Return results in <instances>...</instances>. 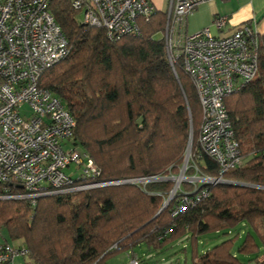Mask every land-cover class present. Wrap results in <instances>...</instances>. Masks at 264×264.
<instances>
[{"label":"trees","instance_id":"1","mask_svg":"<svg viewBox=\"0 0 264 264\" xmlns=\"http://www.w3.org/2000/svg\"><path fill=\"white\" fill-rule=\"evenodd\" d=\"M49 9L70 54L44 71L40 84L75 118L71 143L94 159L98 180L161 175L170 166L167 174H178L191 139L201 171L218 174L216 161L200 150L203 115L193 80L183 61L170 63L165 39L155 38L165 28L164 9L140 20V34L114 38L104 27L82 22L71 0H51ZM225 104L243 164L225 174L230 183L210 185L208 195L185 213L173 215L176 200L162 207L171 181L56 193L35 205L1 198L5 188L22 190L0 183V229L22 240L29 250L26 264H104L110 255L135 253L142 244L162 252L183 240L181 251L191 264H245L235 249L264 264V34L256 77ZM210 232L228 237L202 250L199 240Z\"/></svg>","mask_w":264,"mask_h":264},{"label":"built area","instance_id":"2","mask_svg":"<svg viewBox=\"0 0 264 264\" xmlns=\"http://www.w3.org/2000/svg\"><path fill=\"white\" fill-rule=\"evenodd\" d=\"M50 1L0 0V183L22 190L14 193L5 188L1 198L28 199L35 205L39 198L68 191L120 183L145 187L143 178L98 180L101 170L94 159L71 143L75 118L60 98L40 84L44 71L70 54L68 40L49 9ZM211 1L216 0H167L164 8L168 59L172 65L183 61L193 80L203 115L200 150L218 165L216 176L202 172L190 140L179 173L158 178L174 183L164 204L177 201L173 215L195 206L208 195L210 185L228 183L225 174L244 161L225 99L256 77L259 33L251 21L224 33L227 16L214 18L218 35L210 27L189 33V16ZM71 2L83 13L85 24L104 27L111 38L140 34V20H149L158 7L153 0ZM24 104L31 114L23 112ZM72 165L79 176L68 174ZM28 253L24 246L0 244V264H21L16 259ZM129 256L130 264H141L137 254Z\"/></svg>","mask_w":264,"mask_h":264},{"label":"rangeland","instance_id":"3","mask_svg":"<svg viewBox=\"0 0 264 264\" xmlns=\"http://www.w3.org/2000/svg\"><path fill=\"white\" fill-rule=\"evenodd\" d=\"M156 2L163 7L166 6V0H156ZM81 21L83 22V13H81ZM212 26H213V23H212ZM202 29H204V28H200L197 30H191L190 29V32L196 33V32L201 31ZM163 37H164V30L155 36V38H163ZM22 110H23V112H27L28 114H31V109H30L29 105L24 104L22 107ZM192 131H193V124H192ZM190 138H193V133L191 134ZM193 146H194V144H193ZM184 154H185V152H184ZM184 154H183V157H184ZM171 168H172V166H170L169 168L164 170L163 173H161V175L166 176L167 171H170ZM67 172H68V174L73 175L75 177L79 176V174H80V171L76 169L75 165H72V168L67 170ZM161 175L159 174V175H153L150 177H143V179L146 180V183H149L151 181H156V180L160 181V179H158V178L162 177ZM120 184H125V183H120ZM120 184H115V185H120ZM129 184H131V183H129ZM111 186H113V185H111ZM173 186H174V183L170 187V190L173 188ZM166 197H168V196H166ZM244 232L245 231L241 232L240 241L238 242V244L241 243V241L243 240ZM227 237H228V235L224 234L223 232L207 233V234L203 235L201 237V239L199 240L201 243L200 244L201 249L206 250L208 248H211L212 246H214V245L220 243L221 241L225 240ZM159 239H161V238H159ZM6 241H7V243L11 244L12 246L18 247L19 245H22V240L12 239L10 237L8 230L5 227H3L2 229H0V243H4ZM185 245H186V241L183 240V241H179V242L174 243L172 245V247L168 250H164L162 252H156L154 250H149L147 248V245L143 244V245H140L139 247L135 248V254L138 255L141 264H191L190 255L188 254V256H187V254H185L181 251V249ZM234 251L236 253H238L240 259L245 264H258L257 260L252 259L253 258L252 256L247 255V254H242V253L240 254L239 252H237V249H235ZM129 253H131V252L119 251L113 255H110L108 257V259L106 260V262H104V264H130L131 258L129 256ZM260 255H261L260 259L263 260L264 250L261 251ZM141 259H145V262H142ZM21 262H23V264H26V258H21Z\"/></svg>","mask_w":264,"mask_h":264},{"label":"crops","instance_id":"4","mask_svg":"<svg viewBox=\"0 0 264 264\" xmlns=\"http://www.w3.org/2000/svg\"><path fill=\"white\" fill-rule=\"evenodd\" d=\"M153 1L161 9H164L167 6V0L165 7L159 5L156 0ZM217 16H227L229 18L228 24L223 30L224 33H230L234 28L242 25L245 22L251 21L254 22L259 36H262L264 34V0H216L203 3L193 12V14L189 16V33H191L190 29L197 30L200 28L210 27L213 34H220L221 32L212 26L214 18H216ZM4 243H7V241ZM18 247H21V245H19ZM147 248L149 250H153L148 246ZM21 258L23 257H18L16 259V263L23 264V262H21ZM260 258L259 261L264 263V257L263 260H261Z\"/></svg>","mask_w":264,"mask_h":264},{"label":"clouds","instance_id":"5","mask_svg":"<svg viewBox=\"0 0 264 264\" xmlns=\"http://www.w3.org/2000/svg\"><path fill=\"white\" fill-rule=\"evenodd\" d=\"M167 198V197H166ZM166 200V199H165ZM164 204H165V201H164V203H163V205H162V207L164 208V207H166V206H164ZM15 247V246H14ZM21 247H23V246H21ZM112 249H113V247H112ZM114 249H116V248H114ZM25 258V257H24Z\"/></svg>","mask_w":264,"mask_h":264}]
</instances>
